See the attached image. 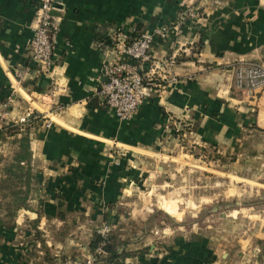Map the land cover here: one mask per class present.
<instances>
[{"label": "crops", "instance_id": "obj_1", "mask_svg": "<svg viewBox=\"0 0 264 264\" xmlns=\"http://www.w3.org/2000/svg\"><path fill=\"white\" fill-rule=\"evenodd\" d=\"M184 4L199 16L179 26ZM38 8L39 0H0V114L9 100L12 119L28 109L43 115L31 141L38 185L30 208L0 227V264L94 257L90 243L103 224L126 243L119 249L131 255L122 264H232L213 234L166 225L137 232L131 224L146 225L154 213L139 200L171 156L167 114L188 117L195 147L223 154L246 148L245 108L257 103L260 115L249 113L251 120L264 121V92L233 87L235 65L264 60V0H63L52 76L29 61ZM157 27L168 34L136 66L164 88L120 120L101 94L104 66L116 61L113 37ZM27 66L20 80L17 70ZM106 257L96 264H110Z\"/></svg>", "mask_w": 264, "mask_h": 264}, {"label": "rangeland", "instance_id": "obj_2", "mask_svg": "<svg viewBox=\"0 0 264 264\" xmlns=\"http://www.w3.org/2000/svg\"><path fill=\"white\" fill-rule=\"evenodd\" d=\"M256 105L244 109L248 114L243 121L250 125L244 135L246 148L234 147V154L195 147L188 117L167 114L176 121L166 130L171 156L163 158L164 171H156L150 185L141 190L139 201L154 213L146 225L133 222V231L158 225L205 231L217 242H225L232 264L264 263V121L257 119L253 124L249 114L259 117ZM14 137L7 142L0 139V155H13L18 147ZM215 165L225 166L229 175L217 172ZM240 250L245 252L244 259L239 257Z\"/></svg>", "mask_w": 264, "mask_h": 264}, {"label": "built area", "instance_id": "obj_3", "mask_svg": "<svg viewBox=\"0 0 264 264\" xmlns=\"http://www.w3.org/2000/svg\"><path fill=\"white\" fill-rule=\"evenodd\" d=\"M55 4L56 0H39L37 25L34 27V35L28 46L29 61L41 66V69L51 76L55 65V36L59 29V16L54 14V11L59 9ZM198 16L199 10L196 7L184 4L178 13V24L179 26L185 25ZM168 32V27H157L151 32L140 33L132 39L122 33H117L113 37L112 48L116 61L104 66L103 73L106 79L102 82L101 94L104 103L114 111L120 120L132 119L148 97L164 88L153 72H139L136 63L149 62L151 60L149 50L155 38H164ZM30 71V66H27L18 69L17 75L20 80H24ZM234 86L248 93L264 90V60L244 61L235 65ZM10 106L11 101L9 100L3 104L0 114V131L11 121L21 125L29 122L32 118H43L41 113L28 109L17 119H12ZM173 123L176 124L175 119L172 116H167L164 128L170 129ZM46 125L50 126L51 121H47ZM112 230L113 227L109 224H103L97 230L102 242L94 257L83 260L70 259L66 260L64 264H96L98 257L106 255L104 246Z\"/></svg>", "mask_w": 264, "mask_h": 264}, {"label": "trees", "instance_id": "obj_4", "mask_svg": "<svg viewBox=\"0 0 264 264\" xmlns=\"http://www.w3.org/2000/svg\"><path fill=\"white\" fill-rule=\"evenodd\" d=\"M258 91L264 92L263 89ZM40 123L39 117L21 125L11 121L0 131L2 142H7L9 136H15L13 142L18 144L10 158L0 155V164L5 162L0 170V227L11 223L21 209L30 208L31 194L38 185L31 149L32 132ZM101 242L102 238L96 232L90 243L91 250L96 252ZM125 244L119 234L111 232L104 246L105 260L110 264H122L131 255L125 250L120 251L119 248Z\"/></svg>", "mask_w": 264, "mask_h": 264}, {"label": "water", "instance_id": "obj_5", "mask_svg": "<svg viewBox=\"0 0 264 264\" xmlns=\"http://www.w3.org/2000/svg\"><path fill=\"white\" fill-rule=\"evenodd\" d=\"M62 1L63 0H56V7L58 8V9H62ZM54 14L55 15H57V16H59V13H58V11H54Z\"/></svg>", "mask_w": 264, "mask_h": 264}]
</instances>
